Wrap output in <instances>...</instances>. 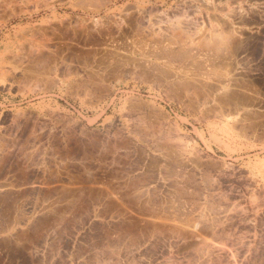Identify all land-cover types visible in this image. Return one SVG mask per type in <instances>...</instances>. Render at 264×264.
Listing matches in <instances>:
<instances>
[{
    "label": "rangeland",
    "instance_id": "obj_1",
    "mask_svg": "<svg viewBox=\"0 0 264 264\" xmlns=\"http://www.w3.org/2000/svg\"><path fill=\"white\" fill-rule=\"evenodd\" d=\"M231 2L0 0V219L72 199L112 222L78 264H264V32Z\"/></svg>",
    "mask_w": 264,
    "mask_h": 264
},
{
    "label": "crops",
    "instance_id": "obj_2",
    "mask_svg": "<svg viewBox=\"0 0 264 264\" xmlns=\"http://www.w3.org/2000/svg\"><path fill=\"white\" fill-rule=\"evenodd\" d=\"M231 10L235 11L236 25L252 33L264 32V0H231ZM69 215L48 218L58 223L47 227V218L41 215H6L0 219V264H78L75 240L79 233L109 232L112 223L108 217L87 214L78 216L77 206L71 199ZM71 241L64 244V241ZM54 241H57L54 243ZM57 248V254L48 255L47 247ZM67 248V249H66ZM60 249H63V253ZM75 251V252H74Z\"/></svg>",
    "mask_w": 264,
    "mask_h": 264
}]
</instances>
